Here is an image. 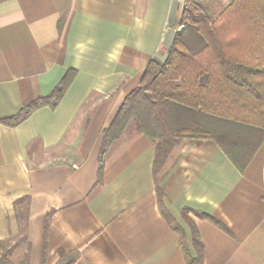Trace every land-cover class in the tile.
Listing matches in <instances>:
<instances>
[{
  "label": "crops",
  "instance_id": "obj_1",
  "mask_svg": "<svg viewBox=\"0 0 264 264\" xmlns=\"http://www.w3.org/2000/svg\"><path fill=\"white\" fill-rule=\"evenodd\" d=\"M172 1L0 0V241L20 235L25 198L29 264L61 251L72 264H189L198 247L201 264H264V141L244 172L213 140L185 138L154 174L155 145L133 124L101 155L149 62L166 60ZM233 1L179 4L216 18ZM68 72L56 108L4 122Z\"/></svg>",
  "mask_w": 264,
  "mask_h": 264
},
{
  "label": "trees",
  "instance_id": "obj_2",
  "mask_svg": "<svg viewBox=\"0 0 264 264\" xmlns=\"http://www.w3.org/2000/svg\"><path fill=\"white\" fill-rule=\"evenodd\" d=\"M180 26L174 45L164 46V64L149 62L139 86L104 130L101 155L133 124L136 133L155 145L154 174L185 138L213 140L244 172L264 141V0H234L217 18L190 6L183 10ZM71 76L68 72L51 96L26 105L4 122L17 126L42 107L56 108ZM158 193L165 211L163 192ZM25 201L15 203L20 235L0 241V264L30 263ZM194 243L199 246L196 234ZM21 244L27 252L15 263L13 251ZM185 254L189 264L202 263L199 247L196 259ZM73 262L70 254L60 252L59 264Z\"/></svg>",
  "mask_w": 264,
  "mask_h": 264
},
{
  "label": "water",
  "instance_id": "obj_3",
  "mask_svg": "<svg viewBox=\"0 0 264 264\" xmlns=\"http://www.w3.org/2000/svg\"><path fill=\"white\" fill-rule=\"evenodd\" d=\"M181 14L179 0H173L167 22V30L164 35V45L167 48L174 45L177 35L182 32L183 28L180 26Z\"/></svg>",
  "mask_w": 264,
  "mask_h": 264
},
{
  "label": "rangeland",
  "instance_id": "obj_4",
  "mask_svg": "<svg viewBox=\"0 0 264 264\" xmlns=\"http://www.w3.org/2000/svg\"><path fill=\"white\" fill-rule=\"evenodd\" d=\"M188 7H190V5H188ZM185 8H187V7H185V5H184V9ZM184 9H182L181 10V12H183V10ZM217 18V17H216ZM24 245V244H23ZM22 246V245H21ZM20 246V247H21ZM17 248L16 249V251H15V257L13 258V261L15 262V263H19L21 260H22V258H21V256L24 254V251L22 250L23 249V246L21 247V248ZM24 247H25V245H24ZM25 250V249H24Z\"/></svg>",
  "mask_w": 264,
  "mask_h": 264
}]
</instances>
